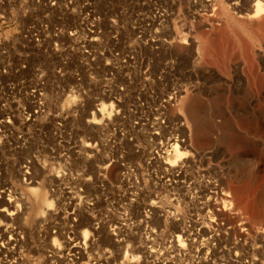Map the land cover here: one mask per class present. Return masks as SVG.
I'll return each mask as SVG.
<instances>
[{
  "label": "rangeland",
  "instance_id": "obj_1",
  "mask_svg": "<svg viewBox=\"0 0 264 264\" xmlns=\"http://www.w3.org/2000/svg\"><path fill=\"white\" fill-rule=\"evenodd\" d=\"M254 3L0 0V120L12 116L9 144L28 143L23 154L0 146V176L24 197L21 212H0V234L16 242L0 264H264V13L249 17ZM73 70L89 97L72 94ZM39 89L46 111L27 121ZM65 115L80 150L70 171L50 151ZM23 158L34 164L28 186Z\"/></svg>",
  "mask_w": 264,
  "mask_h": 264
},
{
  "label": "bare ground",
  "instance_id": "obj_2",
  "mask_svg": "<svg viewBox=\"0 0 264 264\" xmlns=\"http://www.w3.org/2000/svg\"><path fill=\"white\" fill-rule=\"evenodd\" d=\"M261 1L260 0H255V3L253 4V8H254L253 9V13H252V15L250 13L249 17H256V16L264 13V2H261ZM86 5L90 6V4H86ZM235 10L237 12L240 11L239 8H235ZM158 27L159 28L161 27V23L158 24ZM69 35L71 37H73L74 35H76V32H70ZM81 49H83L81 51V54L84 57H86L87 59H89L90 56H92V52H90V50L88 48L82 47ZM58 73L60 74L61 77L63 76V72H61V70H59ZM84 73L87 76V78L89 79L88 81H90L92 79L93 69L89 68V66L87 65L84 68ZM71 75H72V79L74 81V86L71 87L72 94L74 95L76 93V91L78 92L80 89H82L83 90V95L86 96V97H89L90 96L89 86H87L85 89L82 88V80H81L80 74L76 70H73ZM40 88H42V87H40ZM40 90L41 89H39V94H38L40 99H39L38 104L35 107V109L33 111L29 110L27 113H24L27 116L26 117L27 121H29L31 117H36L38 113L41 114V113H45V111H46V107H45V104H44V94L40 93ZM94 111H96V112H94ZM90 115H91L92 118H91V120H88L87 122L89 124L93 125V124H95L94 120L97 118V116L103 117L104 113H103V111H101V109L97 108V109L93 110L90 113ZM68 118L69 117L67 115H65L64 117L63 116H57V119H56V122H55V128L58 131L59 135L56 138L57 139L56 150L50 149V151H51V154L52 153L53 154L57 153L59 158H63V163H60V164H62L63 168L65 166V168L67 167L68 170L70 171L72 167H71V164H70L71 158L69 157V155L79 154L80 150L78 149V146L76 144L72 145L71 143H69L67 141V137L68 138L72 137V131H66L65 130V121ZM105 119H106V123L104 125L105 134L103 135L101 142L103 144L102 146L105 148L104 156L107 158V146H110V144H111L110 138L112 137V134H111V132H107V117ZM11 120H12V116L9 115V114H6L4 116V118H2L0 120V128L2 129V131L0 130V146L2 147L3 145H8L9 146L8 148H10V149H9V151L8 150L7 151L9 153L23 154V152L27 151L28 143H27V141L25 139H23L22 136H20V135L18 136V145L16 147H13L8 142V139H9V137L11 135L10 130L12 128ZM114 131H116V128H114ZM155 134L158 136L159 132H155ZM89 145L90 144H88L87 146H89ZM96 145L97 144L94 143L92 151L95 152V153H98L99 151H97V150L99 149V147H97ZM170 148H171V151H172V155L171 156L173 158H175L176 160L180 159V157L183 155V153L178 150V149H180L179 146L177 144L173 143L170 146ZM25 159L26 158H23V162L19 163L18 167L20 168V170H22V172H24L22 174V183L24 185L28 186V185L31 184V179H32L31 170H32V165H34V164H32V162L29 159L28 160H25ZM168 162H169V160H168ZM58 163L56 164L57 165L56 169L60 170L61 167L58 168V166H61V165H59ZM174 163H175V161H174ZM174 163H171V166ZM5 166L7 167V164ZM61 171H62V168H61ZM65 173H66V171H65ZM65 173L61 177H65L67 175V173L66 174ZM12 185H11L9 180H4L0 176V201H3V202L8 204V207L1 208L0 212L5 213L6 216H8V217L13 216L16 213V209H18V211L21 212V205L17 204L16 202L18 200H21V201L24 200V197H23L22 193L18 192L16 190V188H14ZM79 191L82 193L81 190H79ZM12 204L15 206L14 211H8V208H11ZM43 205H44V207H46L47 205H49V203L47 201H45V202H43ZM222 205H223V208H226L229 205V201L227 200V195H224V198L222 200ZM69 215L71 217L75 218L76 217L75 209H73ZM3 233H1V234H3ZM1 234H0V248H4L5 246L11 245V243H13V246L15 245L16 242L14 240H12V239L5 240V237L3 235H1ZM84 236H86V234Z\"/></svg>",
  "mask_w": 264,
  "mask_h": 264
}]
</instances>
